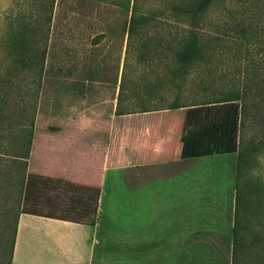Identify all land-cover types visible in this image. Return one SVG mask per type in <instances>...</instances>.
Instances as JSON below:
<instances>
[{
  "label": "rangeland",
  "instance_id": "rangeland-1",
  "mask_svg": "<svg viewBox=\"0 0 264 264\" xmlns=\"http://www.w3.org/2000/svg\"><path fill=\"white\" fill-rule=\"evenodd\" d=\"M173 4L176 0H56L49 31L46 26L43 31L49 34V40L40 88L35 83L38 72L13 63L6 48L8 34L4 33L12 23L19 27L21 21L34 27L40 20L43 27L42 21L51 11L50 2L0 0V264H8L12 232L24 200L21 186L25 164L15 157L17 138L21 125L32 118L35 109L32 149L43 137L52 142L50 146L62 145L66 155L72 152L86 157L76 154V148L89 144L97 151L110 146L107 130L115 118L124 117L116 115L118 104L124 111L157 109L147 113L156 121H166L172 113L180 120L183 105L223 98L242 87L253 60L259 63L258 56H239L231 45L224 48V5H218L197 24L215 47L201 65L181 76L176 53L191 29L189 18L175 11ZM134 5L138 14L157 19L143 36L130 40L128 28ZM176 99L183 107L170 111ZM245 137H253L257 149L240 186L243 198L235 264H264V126L252 123ZM172 138H180L175 129L160 131L155 127L144 142L163 151ZM122 142L117 139L116 148L127 147ZM234 157L238 159V153L230 156ZM116 174L125 172L112 166L106 170L103 199L107 209L101 217L97 213L100 239L95 264H140V256L137 263L129 261L131 250L125 245L124 224L113 219L115 208L118 214L125 213L124 205L114 199L115 205L109 208ZM49 196L51 200L56 198L52 193ZM42 210L50 208L44 205ZM5 228L10 232L3 247Z\"/></svg>",
  "mask_w": 264,
  "mask_h": 264
},
{
  "label": "trees",
  "instance_id": "trees-1",
  "mask_svg": "<svg viewBox=\"0 0 264 264\" xmlns=\"http://www.w3.org/2000/svg\"><path fill=\"white\" fill-rule=\"evenodd\" d=\"M49 2L51 11L43 19V27L39 26L40 20H36L34 27L21 21L19 27L12 23L4 33L8 34L6 48L12 55L13 63L24 68L29 66L38 72L39 77L35 83L40 88L44 80L49 40V34L43 31L44 26L49 31L56 0ZM218 5H224V48L231 45L239 56L245 53L258 56L259 63L255 64L253 60L245 71L242 87L232 89L223 98L183 105L185 110L180 120H176L172 113L167 115L168 118L165 117L166 121H156L147 113L157 109L124 111L118 104L116 115L124 117L114 120L107 165L111 166L113 160L118 166L128 167L238 153L239 216L243 198L240 186L244 183V176L248 173L257 149L255 139L245 137V132L252 123L264 126V0H176V4H173L175 11L189 18L191 29L178 47L176 64L181 76L185 77L188 70L207 59L216 43L202 34L197 24ZM156 19V16L138 14L134 5L128 28L129 39L143 36ZM183 106L176 99L168 109L175 111ZM35 113L36 109L32 118L21 125L17 138L19 149L15 157L25 164L21 186L24 200L13 228L8 264H12L21 213L95 226L101 199L106 165L105 148L96 151L83 145V148H76V154L83 153L86 157L72 155V152L66 155L62 153V145L55 143L50 146L52 142L42 137L33 151ZM155 127L160 131L175 129L180 138H172L166 150L157 153L144 142L147 134ZM117 139L122 140L123 144L128 143L129 148L124 150L121 145L116 148ZM63 154L64 158H61ZM50 193L56 195L54 200H51ZM44 205L51 212L42 210ZM9 232L8 228L3 231V247L6 246Z\"/></svg>",
  "mask_w": 264,
  "mask_h": 264
},
{
  "label": "crops",
  "instance_id": "crops-1",
  "mask_svg": "<svg viewBox=\"0 0 264 264\" xmlns=\"http://www.w3.org/2000/svg\"><path fill=\"white\" fill-rule=\"evenodd\" d=\"M113 126L107 130V144ZM124 145L127 150L129 145ZM106 149L98 217L107 209L103 186L110 146ZM153 150L161 153L166 148ZM231 155L128 167L113 160L111 166L125 174L114 176L109 208L115 205L114 199L124 205V214L114 207L113 219L124 224L130 262L137 263L140 256V264H235L240 216L238 159ZM98 226L21 213L12 264H95Z\"/></svg>",
  "mask_w": 264,
  "mask_h": 264
}]
</instances>
